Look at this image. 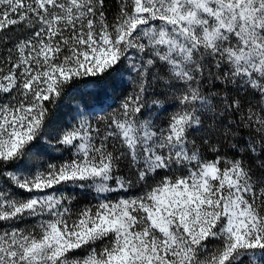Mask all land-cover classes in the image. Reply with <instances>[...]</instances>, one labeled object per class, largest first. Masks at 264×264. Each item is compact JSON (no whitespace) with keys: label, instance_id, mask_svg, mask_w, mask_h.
I'll use <instances>...</instances> for the list:
<instances>
[{"label":"snow or ice","instance_id":"snow-or-ice-1","mask_svg":"<svg viewBox=\"0 0 264 264\" xmlns=\"http://www.w3.org/2000/svg\"><path fill=\"white\" fill-rule=\"evenodd\" d=\"M0 264H264V0H0Z\"/></svg>","mask_w":264,"mask_h":264},{"label":"trees","instance_id":"trees-1","mask_svg":"<svg viewBox=\"0 0 264 264\" xmlns=\"http://www.w3.org/2000/svg\"><path fill=\"white\" fill-rule=\"evenodd\" d=\"M106 3L108 4L109 8L115 9L117 0H106Z\"/></svg>","mask_w":264,"mask_h":264},{"label":"rangeland","instance_id":"rangeland-1","mask_svg":"<svg viewBox=\"0 0 264 264\" xmlns=\"http://www.w3.org/2000/svg\"><path fill=\"white\" fill-rule=\"evenodd\" d=\"M69 102L70 101H67V100L65 101L63 111H67L68 110Z\"/></svg>","mask_w":264,"mask_h":264}]
</instances>
